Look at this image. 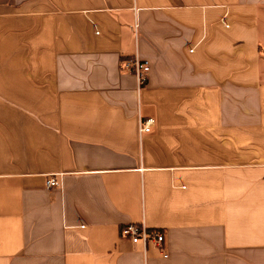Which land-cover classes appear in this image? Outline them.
Here are the masks:
<instances>
[{
    "label": "crops",
    "instance_id": "crops-1",
    "mask_svg": "<svg viewBox=\"0 0 264 264\" xmlns=\"http://www.w3.org/2000/svg\"><path fill=\"white\" fill-rule=\"evenodd\" d=\"M0 264H264V0H0Z\"/></svg>",
    "mask_w": 264,
    "mask_h": 264
},
{
    "label": "built area",
    "instance_id": "built-area-1",
    "mask_svg": "<svg viewBox=\"0 0 264 264\" xmlns=\"http://www.w3.org/2000/svg\"><path fill=\"white\" fill-rule=\"evenodd\" d=\"M123 69L127 72H132L137 79L138 85L142 86L147 81V74L150 69V64L145 60L140 59L137 55H134L128 59H124L121 62ZM138 133H148L151 127L155 124V120L152 117H147L145 119L138 118ZM46 187L51 188L52 186H58L59 182L55 177H50L46 181ZM122 236L129 237L132 242L138 243L141 242L144 246L149 243L160 247L164 241V234L158 230L152 229L149 230L143 223L140 224H125L120 230ZM164 257L167 254H163Z\"/></svg>",
    "mask_w": 264,
    "mask_h": 264
}]
</instances>
